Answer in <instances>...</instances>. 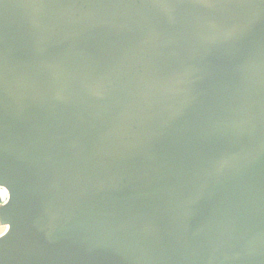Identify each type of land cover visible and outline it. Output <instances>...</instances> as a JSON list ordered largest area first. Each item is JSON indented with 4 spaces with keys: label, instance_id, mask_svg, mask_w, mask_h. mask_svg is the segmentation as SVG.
Returning <instances> with one entry per match:
<instances>
[{
    "label": "water",
    "instance_id": "water-1",
    "mask_svg": "<svg viewBox=\"0 0 264 264\" xmlns=\"http://www.w3.org/2000/svg\"><path fill=\"white\" fill-rule=\"evenodd\" d=\"M0 264H264V0H0Z\"/></svg>",
    "mask_w": 264,
    "mask_h": 264
},
{
    "label": "rangeland",
    "instance_id": "rangeland-1",
    "mask_svg": "<svg viewBox=\"0 0 264 264\" xmlns=\"http://www.w3.org/2000/svg\"><path fill=\"white\" fill-rule=\"evenodd\" d=\"M1 201H3V200H2V197H1V195H0V202H1ZM5 229H6V226L0 224V234H1L2 232H4Z\"/></svg>",
    "mask_w": 264,
    "mask_h": 264
},
{
    "label": "bare ground",
    "instance_id": "bare-ground-1",
    "mask_svg": "<svg viewBox=\"0 0 264 264\" xmlns=\"http://www.w3.org/2000/svg\"><path fill=\"white\" fill-rule=\"evenodd\" d=\"M6 194L7 193L4 189H0V195H1L2 199H5V197L7 196Z\"/></svg>",
    "mask_w": 264,
    "mask_h": 264
},
{
    "label": "built area",
    "instance_id": "built-area-1",
    "mask_svg": "<svg viewBox=\"0 0 264 264\" xmlns=\"http://www.w3.org/2000/svg\"><path fill=\"white\" fill-rule=\"evenodd\" d=\"M7 195V194H6ZM3 201H6L7 200V196L5 197V199H2Z\"/></svg>",
    "mask_w": 264,
    "mask_h": 264
}]
</instances>
